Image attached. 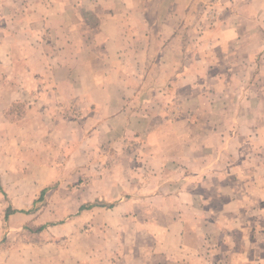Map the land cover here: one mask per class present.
Listing matches in <instances>:
<instances>
[{
    "label": "rangeland",
    "instance_id": "1",
    "mask_svg": "<svg viewBox=\"0 0 264 264\" xmlns=\"http://www.w3.org/2000/svg\"><path fill=\"white\" fill-rule=\"evenodd\" d=\"M98 2L103 0L76 8L88 34H93L98 19L112 11L107 4L95 7ZM149 2L145 12L160 18L168 0ZM65 10L67 15L69 9ZM60 11L55 5L43 6L41 0H0V264H189L185 259L181 262L182 254L193 258V264H235L231 249L237 236L249 233L245 227L255 222L263 229L258 234L264 235V201L257 204L261 216L254 214V207L241 217L242 232L233 230L232 225L241 221L232 210L211 216L212 223H229L231 230L224 231L225 241L214 233L216 242L213 237L210 248L201 249L197 257L189 250L181 252L179 235L158 233L167 216L155 208L161 202L159 194L165 198L164 192L178 194L185 189L184 181L176 180L182 172L176 173L170 164L162 169L172 151L178 149L184 158H191L188 147L199 148L205 142L211 159L221 161L225 173L234 167L229 160L232 152L223 147L235 145L234 137L192 135L191 123L182 117L188 103L186 73L173 83L154 81L159 75L147 72L145 86L129 88L126 103L117 106L119 117L131 111L124 125L103 120L100 104L72 101L55 69L63 59L73 64L69 59L77 52L73 48L74 53L65 54L57 40L65 20L57 18ZM204 13L198 16L207 20ZM131 75V81L139 83L136 73ZM217 75L211 72L209 77ZM190 90L197 99L208 101L198 103L197 110L213 112L215 132L222 129L225 122L211 115L218 112L220 101L225 102L223 114H232L223 97H234V89L224 91L214 82L212 89ZM204 118L191 122L202 129ZM218 175L209 180L211 195L227 189L213 183ZM120 200L125 206L113 209ZM195 215L197 222L201 220L200 214ZM174 223L178 221L170 224Z\"/></svg>",
    "mask_w": 264,
    "mask_h": 264
},
{
    "label": "crops",
    "instance_id": "2",
    "mask_svg": "<svg viewBox=\"0 0 264 264\" xmlns=\"http://www.w3.org/2000/svg\"><path fill=\"white\" fill-rule=\"evenodd\" d=\"M92 1L41 0L43 6L49 4L60 8L57 18H65L59 26L63 33L57 34L64 53L71 55L73 48L77 49L74 58L69 59L74 60L73 64L63 59L55 67L61 73V87L69 89L67 96L72 101L100 104L99 113L103 114V120L124 125L131 111H124L128 115L122 113L123 116L119 117L117 106L126 103L124 96L129 88L145 86L147 72L154 71L159 75L154 81L173 83L179 82V76L186 73L188 103L182 117L191 123L192 135L234 137L235 145L223 147L233 154L229 157L233 171L228 169L223 173L220 170L221 161L211 159L205 142L199 148L196 145L188 147L191 158H184L178 149L172 151L162 166L164 169L170 164L176 173L182 172L177 174L176 180L184 181L185 189L178 194L164 192L165 198L158 195L161 202L155 208L167 216L166 223L157 227L158 233L179 235L181 252L189 250L188 254L197 257L201 249H208L216 242L215 237L223 241L224 231L231 230L229 223H212L211 216L232 210L241 221L232 225L234 232H242L241 217L246 211L255 207L254 214L261 216L259 210L262 209L257 204L264 201V0H168L167 9L160 18L145 12L147 0H103L95 7L107 4L112 11L98 19L93 34H88L85 21L78 16L76 8H81L83 3L90 7ZM63 9H69L67 15ZM199 12L208 14L205 16L207 20L198 16ZM126 13L132 15L131 19ZM134 72L139 83L131 81ZM211 72L218 73L217 77H209ZM214 82L224 91L234 89V97H223L232 114H223L225 107L221 106L225 102L220 101L218 112L211 115L215 120L225 122L217 132V126L210 119L213 112L206 107L209 115L202 112L207 116L205 119L197 110L198 103L208 101L206 98L197 99L190 90L195 86L212 89ZM199 117L205 119L206 127L202 129L191 122L193 119L201 121ZM213 169L218 171L211 175ZM241 169L248 172L241 173ZM215 175L218 176L213 183L221 187L225 185L227 189L211 195L209 180ZM159 181L160 185L165 183L160 177ZM227 202L231 204L226 205ZM220 203L225 205L223 209L218 206ZM122 206L125 205L120 200L113 203L112 208ZM195 214L201 215L198 222ZM183 216L197 223L185 221ZM175 221L178 223L170 224ZM255 224L252 222L249 229L245 227L246 231L249 230L245 237L242 234L237 236L238 242L235 241L231 249L235 264H264V235L258 234L263 229ZM181 252L177 250L176 255ZM180 258L181 262L184 259L185 263L194 262L184 254Z\"/></svg>",
    "mask_w": 264,
    "mask_h": 264
}]
</instances>
